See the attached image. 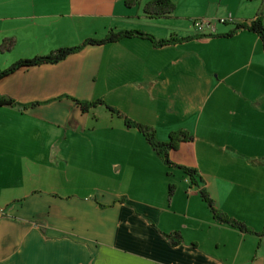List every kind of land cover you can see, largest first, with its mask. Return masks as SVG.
I'll return each instance as SVG.
<instances>
[{
	"label": "crops",
	"instance_id": "1",
	"mask_svg": "<svg viewBox=\"0 0 264 264\" xmlns=\"http://www.w3.org/2000/svg\"><path fill=\"white\" fill-rule=\"evenodd\" d=\"M147 1L0 0V43L16 41L0 70L110 29L191 37L87 45L0 80L3 96L38 103L0 106V264H264V45L235 30L259 13L264 24V0H175L162 18L146 16ZM74 98L109 107L83 111ZM126 119L161 142L193 135L170 159L195 182ZM201 189L252 232L218 222Z\"/></svg>",
	"mask_w": 264,
	"mask_h": 264
},
{
	"label": "trees",
	"instance_id": "2",
	"mask_svg": "<svg viewBox=\"0 0 264 264\" xmlns=\"http://www.w3.org/2000/svg\"><path fill=\"white\" fill-rule=\"evenodd\" d=\"M175 0H149L147 1L143 6V11L146 14L147 17L150 18H162L166 16H170L171 14H174L176 11L177 5L174 2ZM138 0H125L126 5L128 7L133 6L137 4ZM247 28L250 31L256 32L257 35L261 38L263 45H264V24L262 21V17L260 13L257 15L256 18H254L250 22H242L235 24V30H240ZM134 38V37H140L142 39H148L151 41H154L157 45H165L167 43H174L183 41L185 39H190L191 37H181V38H173L170 37L168 39H162L157 41L155 39L154 35L144 32L141 29H132V30H119L114 32L112 29H110L107 34L103 38H96V37H90L86 39L82 44H77L72 47H60L56 50H53L47 54L44 55H38L33 56L31 58H24V59H18L15 62H13L8 68L5 70H0V80L7 76L8 74L14 72L18 68L21 69L23 67H29V66H36L43 63H57L62 59H66L69 55L78 52L79 50H82L87 45H102L106 43H114L117 42L123 38ZM14 38H4L3 41L0 43V50L1 51H9L12 49L15 43ZM79 104V107L83 111H88L91 107H96L98 105H107L103 100H92V101H80L79 99H73ZM38 103H31V104H18L17 101L10 99L8 97L3 96L0 94V106H20V108H26L30 105H37ZM107 107H109L107 105ZM125 124L128 127H134L138 128L141 133L145 136L146 141L148 144L154 149L156 154L169 166H174L182 169L184 173H186L193 182H195V175L196 170L191 167H186L181 164L174 163L170 159V153L173 150L178 149L180 143L182 141L188 142L194 138L193 135H191L189 132L185 130H178L174 131L170 134L169 138L165 142H161L157 140V135L155 128L150 125L140 124L136 121H132L130 119H126ZM175 186L169 185L168 187V193L171 196L173 194ZM201 196L204 199V201L208 204V206L211 208L214 218L221 223H227L228 225H231L233 227H237L241 230H244V232H252L242 221L236 220L232 217H229V214L220 211L215 208L214 206V200L211 198V196L205 192L204 190H200ZM177 235H179L178 232H176Z\"/></svg>",
	"mask_w": 264,
	"mask_h": 264
},
{
	"label": "built area",
	"instance_id": "3",
	"mask_svg": "<svg viewBox=\"0 0 264 264\" xmlns=\"http://www.w3.org/2000/svg\"><path fill=\"white\" fill-rule=\"evenodd\" d=\"M232 15L229 14L227 17H222V18H212V19H208V18H199V19H196L194 21V26L200 30L204 29L205 27H210V26H214V24L216 22H219V23H225L227 22L228 20L232 19Z\"/></svg>",
	"mask_w": 264,
	"mask_h": 264
},
{
	"label": "rangeland",
	"instance_id": "4",
	"mask_svg": "<svg viewBox=\"0 0 264 264\" xmlns=\"http://www.w3.org/2000/svg\"><path fill=\"white\" fill-rule=\"evenodd\" d=\"M222 24H223V23H222ZM101 126H102V124H101ZM202 154H203V153L200 152V154H199L200 159H203V158L201 157ZM208 156L211 157V158H213L216 162H219L224 170H227V169H228L227 164L224 163V160H222V159L225 157V154H223L219 149H215V148H211V149H209V151H208ZM211 158H210V159H211ZM204 163H205V162H203V166H204ZM204 167H205V166H204ZM241 168L243 169L244 166H242ZM206 171H210V169H206ZM205 173H206V172H205Z\"/></svg>",
	"mask_w": 264,
	"mask_h": 264
}]
</instances>
